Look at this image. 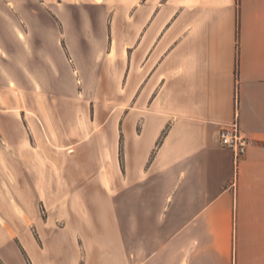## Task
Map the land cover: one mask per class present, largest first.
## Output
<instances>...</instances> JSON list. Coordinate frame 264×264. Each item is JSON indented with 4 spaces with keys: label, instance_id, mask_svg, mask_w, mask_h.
<instances>
[{
    "label": "crops",
    "instance_id": "crops-1",
    "mask_svg": "<svg viewBox=\"0 0 264 264\" xmlns=\"http://www.w3.org/2000/svg\"><path fill=\"white\" fill-rule=\"evenodd\" d=\"M1 2L37 4L30 12L46 20L82 7L84 34L106 35L105 67L130 101L119 125L132 218L149 205L140 195L166 197L194 222L198 264H264V0ZM236 113L254 141L235 171L217 133ZM12 224L0 218V264H76L66 228Z\"/></svg>",
    "mask_w": 264,
    "mask_h": 264
},
{
    "label": "rangeland",
    "instance_id": "rangeland-1",
    "mask_svg": "<svg viewBox=\"0 0 264 264\" xmlns=\"http://www.w3.org/2000/svg\"><path fill=\"white\" fill-rule=\"evenodd\" d=\"M36 6L0 3V218L12 234L66 228L76 264H198L194 222L166 197L140 195L149 205L132 218L119 125L130 101L105 67L106 35L84 34L82 7L46 20Z\"/></svg>",
    "mask_w": 264,
    "mask_h": 264
},
{
    "label": "built area",
    "instance_id": "built-area-1",
    "mask_svg": "<svg viewBox=\"0 0 264 264\" xmlns=\"http://www.w3.org/2000/svg\"><path fill=\"white\" fill-rule=\"evenodd\" d=\"M218 143L231 151L232 161L235 171L238 169L239 163L244 159L248 148L254 139L247 131L241 128L237 120V113L234 120L222 125L217 133Z\"/></svg>",
    "mask_w": 264,
    "mask_h": 264
},
{
    "label": "bare ground",
    "instance_id": "bare-ground-1",
    "mask_svg": "<svg viewBox=\"0 0 264 264\" xmlns=\"http://www.w3.org/2000/svg\"><path fill=\"white\" fill-rule=\"evenodd\" d=\"M16 33H17V31H16ZM18 34V33H17ZM19 36H20V34H19ZM71 151V150H70Z\"/></svg>",
    "mask_w": 264,
    "mask_h": 264
}]
</instances>
